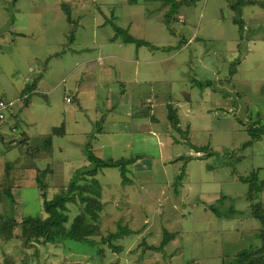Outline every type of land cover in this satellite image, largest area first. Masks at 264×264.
Masks as SVG:
<instances>
[{
    "label": "rangeland",
    "instance_id": "rangeland-1",
    "mask_svg": "<svg viewBox=\"0 0 264 264\" xmlns=\"http://www.w3.org/2000/svg\"><path fill=\"white\" fill-rule=\"evenodd\" d=\"M135 1L0 0V100L13 103L9 116L18 117L0 129V191L14 196V219L46 217L39 190L28 183L36 170H49L44 183L51 199L78 170L90 167L84 149L100 159H134L127 183L116 168L95 177L105 206L93 239L115 232L117 223L127 226L133 233L116 242L119 253L100 242L91 247L67 240L57 247L34 243L32 258L34 249L23 246L19 226L10 240H0V264H230L237 252L258 244L259 223L249 212L247 185L238 178L256 172L264 181V134L244 146L251 139L249 125L258 120L264 125V0L241 7L243 40L229 7L237 0H194L180 8V21L173 15L168 26L163 20L168 6ZM113 24L155 48L123 44L124 34L121 43L110 42ZM98 56L103 61H94ZM34 80L39 91L25 95ZM117 104L136 119L142 111L155 113V137L136 133L112 140V150L99 148L92 139L101 129L99 113ZM168 105L177 111L181 134L167 120ZM14 121L19 130L13 134L8 126ZM61 125L63 136L52 137L51 155L34 170L23 152L27 161L17 162L21 134L33 148ZM141 125L137 131L144 130ZM194 147H207L212 155L196 157ZM221 197L223 210L232 207L235 217L217 218L206 209ZM255 202L264 206V192ZM80 205L77 196L67 204L69 222ZM9 212L5 198L0 214ZM165 233L176 237L159 252L145 249L159 247Z\"/></svg>",
    "mask_w": 264,
    "mask_h": 264
},
{
    "label": "trees",
    "instance_id": "trees-1",
    "mask_svg": "<svg viewBox=\"0 0 264 264\" xmlns=\"http://www.w3.org/2000/svg\"><path fill=\"white\" fill-rule=\"evenodd\" d=\"M135 1V0H134ZM147 2H156L161 4V7H167L168 9L163 14V20L168 26L172 21V16H177L176 21H180L178 17V12L180 8L184 4H188L189 2H193L194 0H146ZM136 2V1H135ZM245 5H255L252 1H244L237 0L236 2H232L229 4L231 10L234 11L233 24L238 27L239 37L241 40L244 39V31L245 23L241 18V7ZM67 21L72 24L71 18L67 13ZM115 31L114 37L110 39V42H116L119 40L118 37L123 35L122 43L123 44H135L137 47L145 46V47H153L147 42L137 41L132 36L125 34L127 32L121 28H118L116 25H112ZM73 40V32L70 33L69 42ZM155 48V47H153ZM239 62L233 63L229 69V76L232 77L236 73V65ZM36 81L34 80L31 84L27 85L23 90L25 95L31 94L36 88ZM209 85V84H207ZM70 102H71V98ZM27 100L24 99L23 101ZM3 101V100H0ZM27 105V102H25ZM14 105L9 108L5 112L4 120L0 123L1 127L9 125V121L13 119H17V114H10L9 112L12 110ZM168 114L167 120L173 130L178 133H182L179 128V118L177 115L176 109H172L170 105L167 106ZM18 122V120H16ZM11 122L10 127L8 126V131L11 133H16L19 128L17 122ZM260 120H258L254 125H249L247 129V134L251 138L249 142H247L244 146H251L255 141H259L261 136L264 134V125H260ZM1 133V132H0ZM64 133L63 125L59 128H54L52 130V134L46 136L41 140V144L35 147H28L25 151V155L29 156L32 152L39 153V147L43 144V152L48 153L51 151L52 137L53 136H62ZM19 146H27L28 137L25 133L21 134L19 137ZM195 148V147H194ZM30 151H32L30 153ZM206 152V153H203ZM196 153H202L203 156L200 158H205L206 156L212 155V152H209V148H195ZM84 155L89 162L90 167L87 169L78 170L75 174L76 179L72 180L68 186L64 188L58 189V192L51 198H47V186L44 183L46 175L49 173V170L39 171L36 170V176L33 186L40 192V196L42 199V207L43 212L46 215L45 218L27 216L22 219L20 223H18L13 216V207L15 205L14 196L11 194V191L5 189L0 191V203L5 200L10 204V214L2 215L0 214V240L8 241L13 235V229L16 227H21V235L20 238L22 240V244L24 247L34 249V254H32V258L37 256L36 247L33 244L41 245H51V246H59L63 244V242L75 241L78 243L86 244L91 247L96 246L97 244L106 245L107 248L113 253H119L122 249L120 245L117 243L124 237L132 234L133 232L127 228V226L122 225L121 223L116 224L115 232L108 233L107 236H100L99 242L95 241L93 237H95L99 231L97 222L100 218V213L102 212L105 203L101 201V189L100 185L97 183L95 176L102 169L106 168H116L120 172V176L122 178L123 183H127L129 179L126 177L128 165L134 163V159H120L117 161L114 160H101L97 158L93 153L89 152L87 149H84ZM90 177L91 181L88 183L89 185L81 186L78 184V179L85 180V177ZM182 176L177 178L179 181ZM239 181L243 184L247 185V194L246 197L251 203L250 205V215L253 219L258 221L259 228L256 231V238L258 240V244L249 247L248 249H242L237 254H235L234 258L231 260L230 264H264V206L261 203L255 202V197L257 194L264 192V181H260L258 179V174L256 172L251 173L247 177H239ZM127 185V184H124ZM78 197L80 206L79 213L69 222L68 212L69 209L67 207L68 203H75V197ZM226 202L225 197H221L216 205L209 206V211H211L217 218H232L237 215V212L229 207L226 210H223L222 205ZM174 239V234L165 233L164 239L159 245V247L146 246L145 249L152 251H161L163 247ZM117 242V243H116ZM101 252V251H100ZM29 264V263H28ZM44 264V263H42ZM115 264H118L115 262Z\"/></svg>",
    "mask_w": 264,
    "mask_h": 264
},
{
    "label": "crops",
    "instance_id": "crops-1",
    "mask_svg": "<svg viewBox=\"0 0 264 264\" xmlns=\"http://www.w3.org/2000/svg\"><path fill=\"white\" fill-rule=\"evenodd\" d=\"M119 43H121V42H119ZM101 58H103V57L98 56L94 61L101 62V61H103V60H101ZM117 59H119V58H117ZM120 60H123V59H120ZM123 61H128V60H123ZM128 62H131V61H128ZM138 63H140V62L136 59L135 60V64L138 65ZM151 64H152V62H149L146 65H151ZM81 66H84L85 67L86 64H82ZM85 70L86 69H84V71ZM27 85H29V84H27ZM38 91L39 90H38V87H37V84H36V88H35V90L31 94H33L35 92H38ZM89 93H91V95L89 96L91 100H96L97 99V94L95 93V91L90 90ZM26 98H28V97H26ZM146 102H147V104L150 103L149 101H146ZM70 103H72V99H71V102ZM67 104H69V103H67ZM117 108H121L122 109V104H117V106H115V108L114 107L109 108L107 110V113L105 115H104L103 112L99 113L100 122H101V126H100L101 129L98 131V135H96V136L94 135L92 137L93 140H96L97 141V144L99 145V148H103L104 147L105 149H107V147H109L110 150H112V148H113L112 140H114L115 142L117 141V143H118V142L121 141V139H123L125 137H130V139H132L131 137H134L137 134L139 136H141V139L145 138V136H147V135H150L153 138L155 137V134L156 133H155V131H153V125H154V121H155V113L153 114V112L152 111L149 112V110H147L145 112L142 111L141 113H138V116L141 115L142 117L139 118V119H136V117H134L132 113H130V112H122V110L121 111H118ZM152 108H155V107H152ZM96 111H97V109H96ZM95 121H96V124H98V122H97L98 120L96 119ZM143 123H146V124L143 126V125H141ZM125 124H128L131 129H128V128L124 127ZM139 125H141L144 130L137 131V129H140V126ZM132 127L136 129V130H134V132L132 131ZM167 132H168V129H167ZM84 134L85 135H88L89 133L86 134V132H84ZM118 140H120V141H118ZM27 143H28V141H27ZM127 145L128 144L125 145V148L128 149V146ZM52 146L53 145L51 144V151H49L48 153H45V151L44 152L41 151L40 153H35V152L30 151V153L32 152V154L28 156V159H30L31 161L32 160L34 161V163L32 165V168H33L32 170H34L36 168V165H35L36 162H38L39 160H41L43 158H46L47 156H50L51 155V153H52ZM28 147H32V146H30L28 144L27 146H23V147L21 146L20 147L21 154L20 155L17 154V157H19V159H18L17 162L21 163L23 161H27V159L22 156V152H23V154H25L26 153L25 151L27 150ZM195 156L196 157H200L202 155H201V153H195ZM84 157H85V155H84ZM100 158H101V156H100ZM120 159H124V158H120ZM101 160L106 161V160H115V159L105 158V159H101ZM115 161H117V160H115ZM88 164H89V162H88ZM133 164L134 163H132L131 165H133ZM131 165H128L126 167V169L128 170V167L131 166ZM133 167H134L133 170H135V168H137V164L134 165ZM41 171H44V170H41ZM47 176H48V174L46 175V178H47ZM34 181H35V178L33 179L32 182H28V183L29 184H34ZM80 181L85 182V183L87 182V184H88V183H90L91 178L87 176V177H85V180L84 179L83 180H78V183ZM20 184H26V183L24 182L23 179L22 180L20 179ZM209 206H211V205H207L206 206V209L207 210H209L208 209ZM175 237L176 236L174 234V239H175ZM173 257L174 256H169L170 259H173Z\"/></svg>",
    "mask_w": 264,
    "mask_h": 264
},
{
    "label": "built area",
    "instance_id": "built-area-1",
    "mask_svg": "<svg viewBox=\"0 0 264 264\" xmlns=\"http://www.w3.org/2000/svg\"><path fill=\"white\" fill-rule=\"evenodd\" d=\"M66 103H70V99H65ZM13 106V103H6L4 101H0V123L4 120L5 112Z\"/></svg>",
    "mask_w": 264,
    "mask_h": 264
}]
</instances>
